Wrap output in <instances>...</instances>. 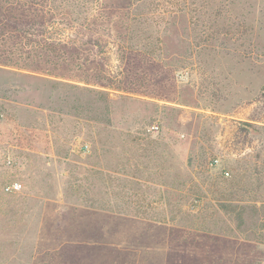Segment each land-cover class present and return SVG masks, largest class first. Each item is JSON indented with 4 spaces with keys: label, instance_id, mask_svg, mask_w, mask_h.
<instances>
[{
    "label": "rangeland",
    "instance_id": "1",
    "mask_svg": "<svg viewBox=\"0 0 264 264\" xmlns=\"http://www.w3.org/2000/svg\"><path fill=\"white\" fill-rule=\"evenodd\" d=\"M102 1L155 64L93 41L31 75L0 0V264H264V0Z\"/></svg>",
    "mask_w": 264,
    "mask_h": 264
},
{
    "label": "trees",
    "instance_id": "2",
    "mask_svg": "<svg viewBox=\"0 0 264 264\" xmlns=\"http://www.w3.org/2000/svg\"><path fill=\"white\" fill-rule=\"evenodd\" d=\"M24 1L28 7L23 12V18L29 44L27 56L30 62L22 69L29 71L31 75L45 74V69L39 65L43 62L48 63L50 58L53 59L51 62L55 61L56 63L70 60L71 57L57 48V46L67 44H78L81 47V45L90 44L93 41L96 45L103 42L105 45L118 43L122 51L120 59L125 61L130 75L132 73L140 74L141 62H145V65L155 64L156 59L160 56L156 53V48L152 47V35L147 33L148 30L141 29L127 33L132 24L142 23V19L137 13L133 15L126 13L127 6L124 7L122 4L113 6L102 0H95L94 7L85 10L90 0ZM135 1H132L133 5L136 4ZM76 6L82 10L74 11ZM100 8L101 11L98 10ZM94 32L99 36L95 38L94 35L89 34H94ZM100 32H104L105 35L100 36ZM143 34H145L144 37ZM138 38L146 41L141 44L133 43ZM103 53L104 51H101L98 54ZM80 58L79 52L76 51V61H79ZM47 72L49 73V71ZM110 86L116 90L119 87L113 84Z\"/></svg>",
    "mask_w": 264,
    "mask_h": 264
},
{
    "label": "built area",
    "instance_id": "3",
    "mask_svg": "<svg viewBox=\"0 0 264 264\" xmlns=\"http://www.w3.org/2000/svg\"><path fill=\"white\" fill-rule=\"evenodd\" d=\"M19 184L18 183H15L13 185H11L10 187H8V189H14V188H19Z\"/></svg>",
    "mask_w": 264,
    "mask_h": 264
}]
</instances>
